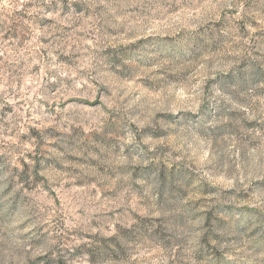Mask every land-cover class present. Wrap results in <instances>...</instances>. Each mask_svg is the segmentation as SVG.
<instances>
[{"label": "rangeland", "instance_id": "1", "mask_svg": "<svg viewBox=\"0 0 264 264\" xmlns=\"http://www.w3.org/2000/svg\"><path fill=\"white\" fill-rule=\"evenodd\" d=\"M0 264H264V0H0Z\"/></svg>", "mask_w": 264, "mask_h": 264}]
</instances>
